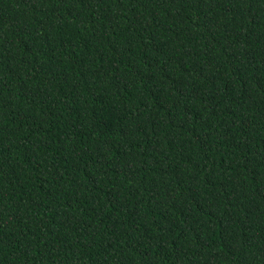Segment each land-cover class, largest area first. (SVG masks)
I'll return each instance as SVG.
<instances>
[{"label": "trees", "instance_id": "trees-1", "mask_svg": "<svg viewBox=\"0 0 264 264\" xmlns=\"http://www.w3.org/2000/svg\"><path fill=\"white\" fill-rule=\"evenodd\" d=\"M0 264H264V0H0Z\"/></svg>", "mask_w": 264, "mask_h": 264}]
</instances>
